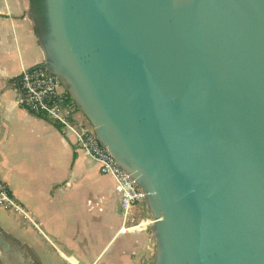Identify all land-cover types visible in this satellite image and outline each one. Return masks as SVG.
<instances>
[{
    "label": "water",
    "instance_id": "95a60500",
    "mask_svg": "<svg viewBox=\"0 0 264 264\" xmlns=\"http://www.w3.org/2000/svg\"><path fill=\"white\" fill-rule=\"evenodd\" d=\"M44 10L43 66L146 192L152 264H264V0Z\"/></svg>",
    "mask_w": 264,
    "mask_h": 264
},
{
    "label": "crops",
    "instance_id": "0c3cea01",
    "mask_svg": "<svg viewBox=\"0 0 264 264\" xmlns=\"http://www.w3.org/2000/svg\"><path fill=\"white\" fill-rule=\"evenodd\" d=\"M45 61L30 0H0V177L31 217L0 208V229L25 264H146L154 236L119 234L114 179L59 125L19 105L21 75Z\"/></svg>",
    "mask_w": 264,
    "mask_h": 264
},
{
    "label": "built area",
    "instance_id": "2783aa9c",
    "mask_svg": "<svg viewBox=\"0 0 264 264\" xmlns=\"http://www.w3.org/2000/svg\"><path fill=\"white\" fill-rule=\"evenodd\" d=\"M20 88L19 105L59 125L65 134L75 139L77 148L98 164L102 176L114 179L122 210L119 234H139L152 227L155 221L149 216L146 192L119 165L111 151L101 144L91 123L79 120L82 111L62 80L48 68L37 66L23 72ZM0 208L31 220L28 210L1 177Z\"/></svg>",
    "mask_w": 264,
    "mask_h": 264
},
{
    "label": "flooded vegetation",
    "instance_id": "af4514ba",
    "mask_svg": "<svg viewBox=\"0 0 264 264\" xmlns=\"http://www.w3.org/2000/svg\"><path fill=\"white\" fill-rule=\"evenodd\" d=\"M43 12H34L36 22L43 29L45 24ZM44 31V30H43ZM3 240V241H2ZM0 264H25V257H20V251L17 248L16 242H11L8 237L0 229ZM33 264V263H32Z\"/></svg>",
    "mask_w": 264,
    "mask_h": 264
},
{
    "label": "trees",
    "instance_id": "16d2710c",
    "mask_svg": "<svg viewBox=\"0 0 264 264\" xmlns=\"http://www.w3.org/2000/svg\"><path fill=\"white\" fill-rule=\"evenodd\" d=\"M45 0H30L34 12H43ZM88 121V120H87ZM89 122V121H88ZM90 123V122H89Z\"/></svg>",
    "mask_w": 264,
    "mask_h": 264
},
{
    "label": "rangeland",
    "instance_id": "374dc122",
    "mask_svg": "<svg viewBox=\"0 0 264 264\" xmlns=\"http://www.w3.org/2000/svg\"><path fill=\"white\" fill-rule=\"evenodd\" d=\"M148 212H149V216L150 217H153L151 211L149 210ZM145 232H148V233H150V234H152L154 236L155 255H156V253H157V240H156V236H155L154 232L152 231L151 227L147 231H145ZM155 255H154L153 259L150 258L151 260L146 261V264L147 263L148 264H152V262H153V260L155 258Z\"/></svg>",
    "mask_w": 264,
    "mask_h": 264
}]
</instances>
